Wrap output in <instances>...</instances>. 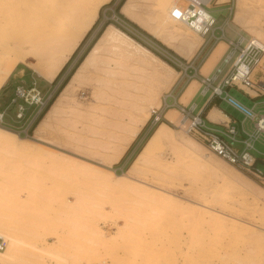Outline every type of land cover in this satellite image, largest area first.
I'll return each instance as SVG.
<instances>
[{
	"label": "rangeland",
	"instance_id": "374dc122",
	"mask_svg": "<svg viewBox=\"0 0 264 264\" xmlns=\"http://www.w3.org/2000/svg\"><path fill=\"white\" fill-rule=\"evenodd\" d=\"M120 1L101 7L99 21L61 78L52 84L53 91L45 93L42 81L36 85L45 106L110 24L176 71L116 36V41L102 43L95 57L97 64L67 101L71 106L63 105L48 130L34 139L37 127L26 135L32 117L25 124L11 120L14 128L7 129L33 141L0 145V234L8 246L2 256L5 264H264V180L239 171L179 127L180 106L191 98L192 84L197 89L200 81L196 75H186L192 72L184 69L183 57L190 49L184 38L193 40L197 34L179 21V30L163 31L168 39L179 36L178 43L169 47L136 22L157 27L159 0L136 2L132 9L136 21L120 9L170 49L169 53L119 16ZM208 7L216 26L224 28L227 36L237 31L264 43L257 36L264 31V0H229ZM214 42L212 55L226 40L212 38L200 57ZM31 61L33 65L35 60ZM23 65L30 75L41 77L33 66ZM168 78L176 79L169 84ZM29 84L26 79L24 86L30 88ZM229 93L244 105L256 102L236 88ZM175 94L176 102L171 97ZM204 100L200 94L195 102L200 106ZM42 107H36L34 115ZM153 109L163 111V121L155 124ZM236 117L242 126L243 115L236 113ZM148 120L149 129L155 128L150 140L134 159L125 156ZM162 123L172 130H156ZM245 125L251 129L250 121ZM124 173L128 176L122 177ZM169 194L175 204L165 202ZM92 225L101 226L105 234L95 235L90 231ZM10 244L16 245L18 258L8 253Z\"/></svg>",
	"mask_w": 264,
	"mask_h": 264
},
{
	"label": "bare ground",
	"instance_id": "6f19581e",
	"mask_svg": "<svg viewBox=\"0 0 264 264\" xmlns=\"http://www.w3.org/2000/svg\"><path fill=\"white\" fill-rule=\"evenodd\" d=\"M110 1L111 0H0V89L2 85L5 83V81L7 80V78L9 77L12 70L19 63H24L28 66H33L39 76L43 77L44 79L48 81H54L57 75L59 74V72L62 70L65 63L68 61V59H70L69 57L72 56V54L75 52V50L80 45L83 38L94 26L95 22L97 21L101 7L105 5L106 3H109ZM139 1L141 0H126V2L123 4L121 8L122 13L126 15L127 17L131 18L132 20L136 21L137 19L132 15V9L135 6L134 4ZM159 1L161 3L159 5L161 6V8L159 9V12H158L160 19H158L159 21L157 22V27L150 28L146 24L141 22L140 20H137L136 22L142 27H144L145 29H148V31L155 38L162 40L166 45L171 47L173 46V44L178 43L177 40L179 39V36L176 38L171 37V39L170 38L168 39L163 35V31L167 29L177 31L180 22L173 18L172 11L175 9V6L178 5L182 0H159ZM204 1L207 4L210 2V0H204ZM183 25L187 26L192 31H194L195 34H197V38L193 40L192 39L188 40L184 38V40H186L190 46V49L186 53V57L191 58V56L195 53V51L201 45V42L203 41V36H201L197 31L192 29L189 25L185 23H183ZM116 36H121L127 41H130V43H132V45L137 47V49L139 48L140 51L142 50L141 52L149 53L157 61H160L162 64H164L169 69H171V71H174V72L176 71L171 65L164 62L162 59L156 56V54L154 55L146 47H144L143 45L135 41V39H133L132 37H130L123 31L119 30L114 24H110L106 28L102 36L94 44V46L89 51V53L86 55V57L81 62V64L78 66V68L72 75L69 82L63 88L60 95L57 97L55 102L52 104V106L50 107V109L48 110L44 118L38 124L36 131H35L34 139H36V134L41 135L46 130H48V126L50 125V123L55 119L57 115H59V113H61L63 105L67 103V101H70L68 100L69 97L71 96L72 93H74L75 89L79 86V84L82 83L85 77V74L91 70V67H93L94 64H97V63H94L96 62L95 57L97 55V51L98 50L100 51L99 49L100 46L102 48V43L106 41H116ZM257 36L264 40V31L262 33H259ZM125 48L126 47H124V50ZM121 49L123 50V47ZM127 53L129 54V52ZM133 54L134 53L130 54V56ZM31 59L35 60L33 65L31 64L32 63ZM5 60L9 62L4 65L3 62ZM107 61L109 62V60ZM141 61H143V59ZM100 71L104 72V70H101V69ZM162 73L164 75V72ZM175 79L168 78L167 82L169 84H172ZM101 100L103 99L101 98ZM159 103H161V101H159ZM67 104L69 105V103ZM67 104L65 105L67 106ZM74 104L77 106L75 102ZM72 108L75 109L74 107ZM210 115L212 118L217 117L216 113H212ZM182 124H183V121L181 120L179 127L183 128ZM168 129L172 130V128L167 126L165 123H162L160 126H158V128H156V130H168ZM29 141L32 142L33 140L20 137L14 131L0 126V145L1 144L2 145H8V144L14 145V143L15 144L18 142L28 143ZM190 147L191 146H189V148ZM190 151L192 152V150ZM224 174H227V173L224 172ZM125 176H128V173H124L122 177H125ZM114 177H116V174ZM2 197L4 200L5 197L4 196ZM11 197L12 196H10V198ZM163 197L164 196H162V199L164 200ZM18 198L19 197L16 196V200ZM165 200L164 201L167 202V204H170V205L175 204L174 203L175 200L174 198H172V196H170V194L169 196L165 198ZM8 201H9V198H8ZM10 203H12V201ZM13 206L15 207V204ZM10 215L11 214H9V216ZM90 231L91 232L93 231L95 235H98L100 237H102L105 234V230L101 226H94L92 230L90 229ZM0 237L5 238L2 234H0ZM9 249H11L10 252H8L9 254L13 255L15 258L19 257L18 255L19 253L18 254L16 253L15 244H12V245L10 244ZM4 255H5V251L4 250L0 251V261L5 263L6 260L4 257H2Z\"/></svg>",
	"mask_w": 264,
	"mask_h": 264
},
{
	"label": "built area",
	"instance_id": "2783aa9c",
	"mask_svg": "<svg viewBox=\"0 0 264 264\" xmlns=\"http://www.w3.org/2000/svg\"><path fill=\"white\" fill-rule=\"evenodd\" d=\"M187 1V2H184ZM175 6L172 16L175 20L189 25L203 37H209L208 42L213 38L216 41L224 38L228 49L221 58L219 64L208 74L200 76L201 94L203 96L222 97L231 105L239 109L246 120L254 123L252 130L243 128L245 138L239 139L238 129L234 120H228L222 130L209 126L203 111L198 109L196 103L180 106L183 128L188 135L203 143L212 153L222 158L230 165L253 177L257 181L264 180V168L257 164L253 154L255 144L264 136V115L258 114L253 107H248L232 96L227 89L237 88L249 95L259 97L264 95V43L254 36H246L236 32L234 37H226L224 29L216 26L217 20L209 11V3L204 0H184ZM211 1V0H210ZM220 29L222 35L217 37L216 30ZM180 61V60H179ZM195 68L187 64L184 69L188 71ZM188 78L192 75L186 73ZM31 88L23 84L15 89V96L11 99L10 105H16L15 121L25 124L29 116L31 106L45 107L41 91L36 87V81ZM171 97L177 100L176 95ZM22 100V101H20ZM167 103V102H166ZM166 105V104H165ZM42 107V108H43ZM9 109V108H8ZM7 109V110H8ZM7 110H0V126L13 129L14 126L7 122ZM164 110V109H163ZM41 111L33 117L29 128ZM162 112L153 109L152 117L155 124L163 121ZM19 134H22L19 132ZM243 148L240 149L238 144ZM7 247V240L0 237V251ZM0 264H5L0 261Z\"/></svg>",
	"mask_w": 264,
	"mask_h": 264
},
{
	"label": "crops",
	"instance_id": "0c3cea01",
	"mask_svg": "<svg viewBox=\"0 0 264 264\" xmlns=\"http://www.w3.org/2000/svg\"><path fill=\"white\" fill-rule=\"evenodd\" d=\"M228 1L219 2L218 0H211L209 4L221 5V4L227 3ZM230 29L232 30L231 26H230ZM220 32H221L220 34L222 35V31H220ZM234 32L236 35L237 31H233V33ZM225 36L229 37L226 35V33H225ZM234 36H232V37H234ZM203 39H204V41L198 47V49H197L198 51L196 50L195 53L191 56V58L183 57L184 62L182 61L185 65L192 64L195 67V68H190L189 70L192 72L191 75H193V76L196 75L198 77V79H200V76H203V75H200V73H202L204 75L210 74L214 70V68L219 64L221 58L223 57V55L226 53V51L228 49L227 42H225V45L221 49H217L218 51L216 50L214 55H212V53H213L212 49L214 47V44L216 43V42H214L211 45L210 50L206 53V55H204L203 57H200L201 51L204 48L203 46L208 43L207 37H203ZM218 52H220V53H218ZM23 64L24 63H19L14 68V70L12 71V73L10 74L8 79L6 80L4 87L0 90V110H7L9 108L7 110V118H6L8 123H10L12 121L16 122L15 121V115H16L17 107L14 104L10 105V101L15 96L16 87L18 85H21V84L24 85L26 82V79H30V84H29L30 88L32 87V85H33L32 83L34 81H36V85H40V81H42L44 84L43 86L46 89L45 93H47V92L51 93L53 91L52 81H48V80L44 79L43 77H38V79H36L35 76L30 75L31 72H28L27 67H25ZM19 82H20V84H19ZM186 85H187V83L183 86L180 93H178V96L181 94V92L183 91V89L185 88ZM229 89L230 88L227 89L228 92H229ZM237 90L241 91L249 99L256 101L253 103L252 106H248V107H253L258 114L264 115V95H261L259 97H255L253 94L249 95L240 89H237ZM189 91L192 92L191 98L187 101L186 105L191 104V103H196L195 99L197 98V96H199L201 94V83H200V81L198 83L197 89H196V87L194 88V85H192L190 87ZM178 96L176 95V97H178ZM203 97H205V100L203 101V103L200 106H198V103H196V104L198 106V109L203 111V115H204V117H206L209 126H211L212 128H215V129L222 130L224 128L225 122L231 119V120L235 121V124H236L237 129H238L239 139L245 138L246 135L243 133V128L249 129L246 127L245 124L250 120H246L243 113L239 109H237L236 107L231 105L227 100H225L222 97H211L208 95L203 96ZM10 109H11V111H10ZM31 109H32V111H30ZM35 110H36L35 106H31L29 108V111L27 114L29 116L28 120H31V117L33 118L35 116L34 115ZM212 113H216L217 117L212 118L210 115ZM236 113H240L241 115H243L242 126H241V124H239L238 118L236 117ZM250 123H251V129H249V130H252L254 127V123L252 121H250ZM149 124H150V120H148L146 122V124L142 127V129L140 130V132L138 133V135L136 136L134 141L130 144L128 149L125 151V153H124L125 156L128 155V156H131L132 159H134L139 154L142 147H144L145 143L148 141L149 137L154 132L155 128L153 127L151 129H149L150 128ZM258 144H259V146H257ZM239 145H241V146H239ZM238 146L240 149L243 148V145L241 143H239ZM253 154L255 155V157L257 159V164L264 168V136L259 141L256 142L255 150L253 151Z\"/></svg>",
	"mask_w": 264,
	"mask_h": 264
},
{
	"label": "trees",
	"instance_id": "16d2710c",
	"mask_svg": "<svg viewBox=\"0 0 264 264\" xmlns=\"http://www.w3.org/2000/svg\"><path fill=\"white\" fill-rule=\"evenodd\" d=\"M114 0H111V2H113ZM126 0H121L119 5H118V13L119 16L124 19L126 22H128L130 25L134 26L136 29H138L140 32H142L144 35H146L147 37H149L150 39H152L154 42L158 43L159 45H161L165 50H167L169 53H171L170 49H167L166 47H164L161 43H159V41H157L154 37H152V35H150L149 33H147L146 31H144L143 29H141L138 25H136L135 23H133L132 21H130L129 19H127L122 13H120V9L123 6V4L125 3ZM102 11V8L100 9V13ZM100 17L97 19L96 23L94 24L93 28L95 27V25L97 24V22L99 21ZM93 28L88 32V34L85 36V38L83 39V41L80 43V45L78 46V48L75 50V52L73 53V55L70 57V59L67 61V63L65 64V66L62 68V70L60 71V73L57 75V77L55 78V80L52 82V84H56L58 82V80L61 78V76L63 75V73L65 72L66 68L68 67V65L70 64V62L74 59V57L76 56V54L79 52L81 46L83 45L84 41L87 39V37L90 35L91 31L93 30ZM103 33V32H102ZM102 33H99L97 35V37L93 40V42L91 43V45L88 47V49L81 55V57L79 58V60L75 63L74 67L71 69V71L67 74V76L63 79L62 83L60 84L59 88L57 90H55V92L53 93V95L51 96V98L49 99V101L47 102L46 106L41 110V112L39 113V115L37 116V118L35 119V121L32 123L31 127L29 128V133H33V131L35 130V128L38 126V124L41 122V120L44 118V116L46 115V113L48 112V110L50 109V107L52 106V104L55 102V100L57 99V97L59 96V94L61 93V91L63 90V88L66 86V84L69 82V80L71 79L72 75L74 74V72L76 71L77 67L81 64V62L84 60V58L86 57V55L89 53V51L92 49V47L94 46V44L97 42V40L99 39V37L102 35ZM182 60V59H181ZM152 135V134H151Z\"/></svg>",
	"mask_w": 264,
	"mask_h": 264
}]
</instances>
